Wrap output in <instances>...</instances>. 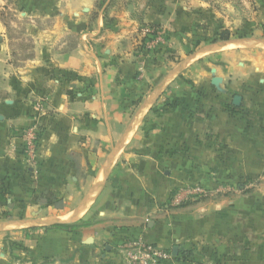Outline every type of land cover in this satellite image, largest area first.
<instances>
[{
    "label": "crops",
    "instance_id": "obj_1",
    "mask_svg": "<svg viewBox=\"0 0 264 264\" xmlns=\"http://www.w3.org/2000/svg\"><path fill=\"white\" fill-rule=\"evenodd\" d=\"M61 1L22 0L18 13L73 21L93 0ZM253 1L248 25L264 29V0ZM189 21L171 26L184 55L168 71L166 53L139 52L133 29L104 33L101 17L88 40L74 21L30 24L36 51L14 65L0 25V219L32 221L0 225V264H128L137 238L170 252L162 264H264V50L187 55L201 46ZM196 183L211 194L167 204ZM48 220L79 225L36 222Z\"/></svg>",
    "mask_w": 264,
    "mask_h": 264
},
{
    "label": "rangeland",
    "instance_id": "obj_2",
    "mask_svg": "<svg viewBox=\"0 0 264 264\" xmlns=\"http://www.w3.org/2000/svg\"><path fill=\"white\" fill-rule=\"evenodd\" d=\"M37 1L43 3L44 5L42 8L45 9L50 4L49 1L51 0H47L45 3L42 0ZM58 1L59 0H57L56 9L60 10L64 7V1H61L59 6ZM21 5L22 0H0V25L4 28L2 33L8 39L9 52L14 65H24L34 56L36 51L37 44L34 42L35 39L28 34V27L30 24L36 27L50 29L55 22L67 25L68 22L73 23L74 21V25H78L80 36L84 40H88V33L98 29V25L96 24V19H98V17L103 19V25H101L100 28L104 30V33L107 31L119 33L122 30L129 31L133 29L134 34L130 38H133L137 34L138 37L135 40V46L139 52H142V39L147 36L144 35V29L148 28L151 32L155 29L157 32L156 35L159 34L162 39L156 42L153 52L154 54L157 52L162 55L166 53L165 57L171 62V65H166L164 69L166 71L169 70L172 64H179L180 58L184 55L181 48V53H177L178 49L172 47L173 45H171V42L169 43L168 38L171 33L170 29H172V24L178 19L190 20L189 22H191L195 30V36L197 37L196 41L201 42V46L191 48V50L187 52V55L195 51L196 48V51L198 50L197 53L204 54L203 58L214 51L223 49L231 50L230 48L236 46H241V48L255 47L264 50V42H248V39H264V29H258L254 24H252V26L248 25L250 21L254 22L252 19V11L256 8V4L253 0H93L87 7L89 9L86 10L87 8H84V11H81L79 17H71L73 21L62 20L61 18L63 16L54 13L37 17H35V15L21 16L18 13ZM109 8L111 9L109 10ZM123 13H125V15L122 17ZM222 26L224 28L227 26L232 29L226 28L230 33L228 40L241 39L244 40V42H240L237 45L230 43L225 47L214 46L211 48L213 45H216V43L222 41L218 39L217 36ZM236 26L239 27L234 29ZM218 27L221 28L218 29ZM102 33L103 32H100V35ZM125 35L128 36L127 34ZM58 37L60 39L63 38L66 45H71L75 41L72 33H59ZM147 43L148 41L145 42V45ZM92 45L95 44L92 43ZM167 46H169V50H167ZM162 48L166 49L161 51ZM145 49L146 47L144 46L143 53L150 54L152 52V50L150 52V50ZM29 130L30 127L24 129L22 133L27 135ZM38 132V130H34L35 134ZM33 147L35 153L36 143H34ZM4 217L5 218H1L0 221H7L17 217L22 219L27 216L24 214H16L14 216V213H11L10 216Z\"/></svg>",
    "mask_w": 264,
    "mask_h": 264
},
{
    "label": "built area",
    "instance_id": "obj_3",
    "mask_svg": "<svg viewBox=\"0 0 264 264\" xmlns=\"http://www.w3.org/2000/svg\"><path fill=\"white\" fill-rule=\"evenodd\" d=\"M144 35L150 34L151 30L144 29ZM162 37L158 34L148 41L145 45L146 50H152L155 48L156 42L160 41ZM27 141V152L29 154L34 153V143L36 134L34 130H29ZM208 189L200 183L193 184L192 186H185L172 190L169 194L167 201L168 205L179 206L187 201L203 198L210 195ZM125 260L128 264H162L171 257L170 252H166L160 249L156 245L144 242L141 238L130 240L126 242L123 249Z\"/></svg>",
    "mask_w": 264,
    "mask_h": 264
},
{
    "label": "trees",
    "instance_id": "obj_4",
    "mask_svg": "<svg viewBox=\"0 0 264 264\" xmlns=\"http://www.w3.org/2000/svg\"><path fill=\"white\" fill-rule=\"evenodd\" d=\"M157 34L156 30L153 29V31L150 33V34H147V36H145L142 41V45H141V51L143 52L144 50V46H145V42L149 41L150 39H152L155 35ZM229 31L227 29H220L219 30V33L217 34L218 36V39H221V40H227L228 39V36H229ZM146 50V49H145ZM154 49H152L153 51ZM151 51V50H150ZM167 104H165L164 106H166ZM37 140H38V133L36 134V139H35V143L37 145ZM47 199V202H49V204L51 206H53L54 208H61L63 206V201L61 198L55 196V194H53L52 192H47L46 193V197ZM79 224L75 223V224H64V225H58L57 227H61V228H65V229H68V230H73L74 228L78 227ZM182 254L184 256H188L190 255V250L188 251H183Z\"/></svg>",
    "mask_w": 264,
    "mask_h": 264
},
{
    "label": "water",
    "instance_id": "obj_5",
    "mask_svg": "<svg viewBox=\"0 0 264 264\" xmlns=\"http://www.w3.org/2000/svg\"><path fill=\"white\" fill-rule=\"evenodd\" d=\"M250 41L264 42V39L263 40L248 39V42H250ZM240 42H244V40H241V39H234V40H228L227 39V40H222L219 43H216V45H213L211 48H213L214 46H222V45H226V44H230V43L238 44ZM211 81H212V83L215 84L216 81H217V78L216 77H213ZM240 100H241L240 96L239 95H235L233 97V99H232L233 105H239ZM68 221L69 220H48V221L43 222V223L41 221H36V222H38L39 224L47 225V224H64V223H66ZM26 222H32V221L31 220H27V219L20 220L19 222H17V221H6V222H1L0 225H5V224L10 225L11 224V225H15V226H19V225L21 226V225L25 224ZM172 251H173V254H175L176 251H177V247L174 246L172 248Z\"/></svg>",
    "mask_w": 264,
    "mask_h": 264
}]
</instances>
